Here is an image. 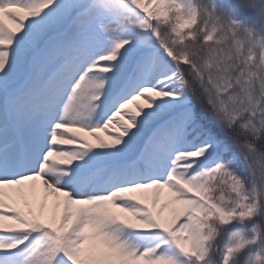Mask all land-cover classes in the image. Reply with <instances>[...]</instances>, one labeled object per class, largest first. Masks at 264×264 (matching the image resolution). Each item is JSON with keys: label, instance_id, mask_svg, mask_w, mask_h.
Wrapping results in <instances>:
<instances>
[{"label": "snow or ice", "instance_id": "1", "mask_svg": "<svg viewBox=\"0 0 264 264\" xmlns=\"http://www.w3.org/2000/svg\"><path fill=\"white\" fill-rule=\"evenodd\" d=\"M0 264H264V0H0Z\"/></svg>", "mask_w": 264, "mask_h": 264}, {"label": "bare ground", "instance_id": "2", "mask_svg": "<svg viewBox=\"0 0 264 264\" xmlns=\"http://www.w3.org/2000/svg\"><path fill=\"white\" fill-rule=\"evenodd\" d=\"M54 159H55V158H54ZM54 200H55V197H54V196H50V197H49V200L47 201V207L45 208V215H46V216H47V215H48V216L51 215V206H52Z\"/></svg>", "mask_w": 264, "mask_h": 264}, {"label": "rangeland", "instance_id": "3", "mask_svg": "<svg viewBox=\"0 0 264 264\" xmlns=\"http://www.w3.org/2000/svg\"><path fill=\"white\" fill-rule=\"evenodd\" d=\"M100 135H101V136H103V134H102V133H101ZM89 139H91V138H89ZM21 206H22V205H21ZM47 216H48V215H47Z\"/></svg>", "mask_w": 264, "mask_h": 264}]
</instances>
